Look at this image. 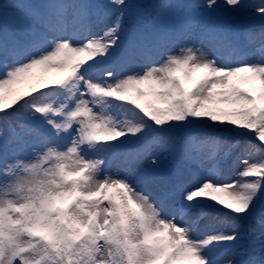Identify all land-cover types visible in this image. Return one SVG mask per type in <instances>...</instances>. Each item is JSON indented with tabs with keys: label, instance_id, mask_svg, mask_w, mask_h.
I'll list each match as a JSON object with an SVG mask.
<instances>
[{
	"label": "snow or ice",
	"instance_id": "6c2138e0",
	"mask_svg": "<svg viewBox=\"0 0 264 264\" xmlns=\"http://www.w3.org/2000/svg\"><path fill=\"white\" fill-rule=\"evenodd\" d=\"M0 264H264V0H0Z\"/></svg>",
	"mask_w": 264,
	"mask_h": 264
}]
</instances>
